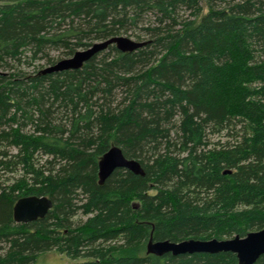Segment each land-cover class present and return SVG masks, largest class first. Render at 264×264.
<instances>
[{
	"label": "trees",
	"instance_id": "trees-1",
	"mask_svg": "<svg viewBox=\"0 0 264 264\" xmlns=\"http://www.w3.org/2000/svg\"><path fill=\"white\" fill-rule=\"evenodd\" d=\"M130 33L147 43L40 72ZM0 72V264H238L146 247L264 228V0H0ZM113 145L145 175L99 184ZM29 195L53 207L17 223Z\"/></svg>",
	"mask_w": 264,
	"mask_h": 264
},
{
	"label": "water",
	"instance_id": "water-1",
	"mask_svg": "<svg viewBox=\"0 0 264 264\" xmlns=\"http://www.w3.org/2000/svg\"><path fill=\"white\" fill-rule=\"evenodd\" d=\"M146 43L147 41L134 40L125 35L113 36L105 40L95 41L90 47L79 49L72 56L62 58L54 64L48 65L40 72L47 74L69 69H80L87 61L106 50L110 45H115L121 52H132L144 46ZM116 169H126L137 175H145V170L139 160L126 157L119 146L113 145L99 159V184H104L106 179ZM227 172H230V170ZM52 207L53 201L48 196H23L14 205L13 218L17 223H30L44 218ZM146 248L147 253L157 256H162L167 253L182 255L232 252L236 254L238 264H255L264 255V228L250 231L245 236L236 235L226 239L189 238L181 241H171L168 239L155 241L151 238Z\"/></svg>",
	"mask_w": 264,
	"mask_h": 264
},
{
	"label": "rangeland",
	"instance_id": "rangeland-1",
	"mask_svg": "<svg viewBox=\"0 0 264 264\" xmlns=\"http://www.w3.org/2000/svg\"><path fill=\"white\" fill-rule=\"evenodd\" d=\"M125 36H128L134 40H138L136 35L133 34H124ZM53 55L58 56V52H54ZM66 58V57H65ZM42 67L39 68H44L46 66H48L47 63L45 62H41ZM226 134V132H225ZM224 133H220L219 135L216 134L213 137H211V141L213 143H217L219 141H224L227 138L222 136L225 135ZM87 216L84 215H79L77 217L74 218L75 221H77L78 219H82V220H86ZM1 253V252H0ZM84 259H77V260H72L71 258H69L68 256H66L65 254H61L59 253L57 250H51L48 252H44V253H40L38 255V258L35 262V264H63V263H69V262H76V261H83Z\"/></svg>",
	"mask_w": 264,
	"mask_h": 264
}]
</instances>
